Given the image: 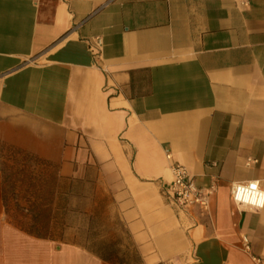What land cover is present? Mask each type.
<instances>
[{"label": "crops", "instance_id": "1", "mask_svg": "<svg viewBox=\"0 0 264 264\" xmlns=\"http://www.w3.org/2000/svg\"><path fill=\"white\" fill-rule=\"evenodd\" d=\"M29 163L136 264H264V209L230 199L264 188V0H0V264H113L81 219H11ZM175 164L216 181L207 211L165 198Z\"/></svg>", "mask_w": 264, "mask_h": 264}, {"label": "rangeland", "instance_id": "2", "mask_svg": "<svg viewBox=\"0 0 264 264\" xmlns=\"http://www.w3.org/2000/svg\"><path fill=\"white\" fill-rule=\"evenodd\" d=\"M11 174L15 176L9 189L8 210L11 219L27 221L34 218V220L40 221V231L42 232L46 230L44 225L47 220L54 217L56 234H61L65 221L79 222L81 219L83 223H87V235L89 238L108 237V240L103 243L94 242V245L105 248V250L109 247V251L106 250V252L118 255L119 258L124 260L125 264H136L135 255L129 247L127 236L111 213L93 211L86 216L80 217L78 214L68 212L65 209L67 204V195L65 193L70 188L64 184L61 188L62 190H58L57 194L54 195V184L56 181L47 178V173L43 171L41 165L39 170L34 173L31 170L30 163L14 165ZM53 203H55V211L51 210ZM117 240L119 242L118 251L116 250ZM112 248L114 250L110 251Z\"/></svg>", "mask_w": 264, "mask_h": 264}, {"label": "built area", "instance_id": "3", "mask_svg": "<svg viewBox=\"0 0 264 264\" xmlns=\"http://www.w3.org/2000/svg\"><path fill=\"white\" fill-rule=\"evenodd\" d=\"M248 161L249 163L256 162L255 159H249ZM171 172L172 177L164 190L165 198L169 201V203H171L178 211H182L193 206H198L200 209H202V211H207L209 207V199L217 189L216 181H213L208 185H199L189 175L187 169L180 164L173 165ZM247 182L249 181H242L239 183L246 184ZM232 184L230 186V199L235 204L232 195ZM259 187L261 190H264V188H262L260 185ZM245 246L248 248L247 244H245ZM257 262H259V260H257Z\"/></svg>", "mask_w": 264, "mask_h": 264}, {"label": "clouds", "instance_id": "4", "mask_svg": "<svg viewBox=\"0 0 264 264\" xmlns=\"http://www.w3.org/2000/svg\"><path fill=\"white\" fill-rule=\"evenodd\" d=\"M260 181H249L246 184L233 182L232 195L237 208L241 211L264 209V190Z\"/></svg>", "mask_w": 264, "mask_h": 264}, {"label": "trees", "instance_id": "5", "mask_svg": "<svg viewBox=\"0 0 264 264\" xmlns=\"http://www.w3.org/2000/svg\"><path fill=\"white\" fill-rule=\"evenodd\" d=\"M42 233V232H41ZM56 233V231H55ZM108 255V256H107ZM107 260L113 264H125L122 258H115V255H112L110 252L107 254ZM114 257V258H113Z\"/></svg>", "mask_w": 264, "mask_h": 264}]
</instances>
